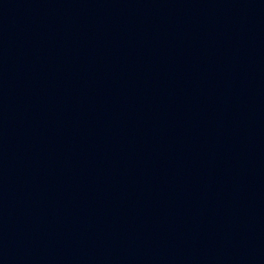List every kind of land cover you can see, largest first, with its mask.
I'll return each instance as SVG.
<instances>
[{"label": "water", "instance_id": "water-1", "mask_svg": "<svg viewBox=\"0 0 264 264\" xmlns=\"http://www.w3.org/2000/svg\"><path fill=\"white\" fill-rule=\"evenodd\" d=\"M0 264H264V0H0Z\"/></svg>", "mask_w": 264, "mask_h": 264}]
</instances>
